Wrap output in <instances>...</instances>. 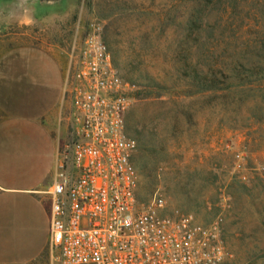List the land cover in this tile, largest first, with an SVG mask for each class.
Instances as JSON below:
<instances>
[{
	"label": "rangeland",
	"instance_id": "obj_1",
	"mask_svg": "<svg viewBox=\"0 0 264 264\" xmlns=\"http://www.w3.org/2000/svg\"><path fill=\"white\" fill-rule=\"evenodd\" d=\"M91 23L124 85L139 202L213 227L219 264H264V0H0V53L41 48L63 73Z\"/></svg>",
	"mask_w": 264,
	"mask_h": 264
},
{
	"label": "built area",
	"instance_id": "obj_2",
	"mask_svg": "<svg viewBox=\"0 0 264 264\" xmlns=\"http://www.w3.org/2000/svg\"><path fill=\"white\" fill-rule=\"evenodd\" d=\"M91 23L61 76L64 135L54 150L47 202L51 264H219L213 227L169 217L165 203L138 200L126 136L123 83Z\"/></svg>",
	"mask_w": 264,
	"mask_h": 264
},
{
	"label": "crops",
	"instance_id": "obj_3",
	"mask_svg": "<svg viewBox=\"0 0 264 264\" xmlns=\"http://www.w3.org/2000/svg\"><path fill=\"white\" fill-rule=\"evenodd\" d=\"M62 72L47 51L0 53V264H34L47 250V188L63 137Z\"/></svg>",
	"mask_w": 264,
	"mask_h": 264
},
{
	"label": "trees",
	"instance_id": "obj_4",
	"mask_svg": "<svg viewBox=\"0 0 264 264\" xmlns=\"http://www.w3.org/2000/svg\"><path fill=\"white\" fill-rule=\"evenodd\" d=\"M213 1V0H212ZM206 2H211V1H206ZM264 49V46H263ZM204 90H209L211 88H214L213 86H207V87H202Z\"/></svg>",
	"mask_w": 264,
	"mask_h": 264
}]
</instances>
